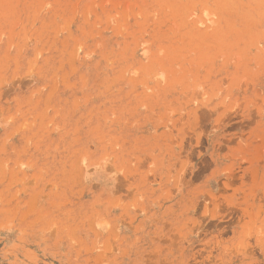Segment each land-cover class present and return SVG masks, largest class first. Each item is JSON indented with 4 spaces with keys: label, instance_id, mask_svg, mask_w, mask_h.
I'll return each instance as SVG.
<instances>
[{
    "label": "rangeland",
    "instance_id": "1",
    "mask_svg": "<svg viewBox=\"0 0 264 264\" xmlns=\"http://www.w3.org/2000/svg\"><path fill=\"white\" fill-rule=\"evenodd\" d=\"M0 264H264V0H0Z\"/></svg>",
    "mask_w": 264,
    "mask_h": 264
}]
</instances>
